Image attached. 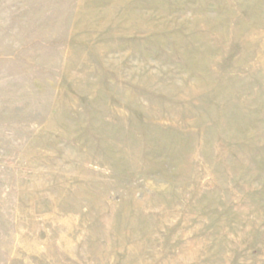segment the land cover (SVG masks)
Segmentation results:
<instances>
[{
    "label": "rangeland",
    "instance_id": "374dc122",
    "mask_svg": "<svg viewBox=\"0 0 264 264\" xmlns=\"http://www.w3.org/2000/svg\"><path fill=\"white\" fill-rule=\"evenodd\" d=\"M0 264H264V0H0Z\"/></svg>",
    "mask_w": 264,
    "mask_h": 264
}]
</instances>
